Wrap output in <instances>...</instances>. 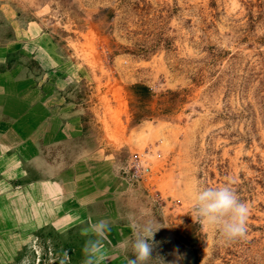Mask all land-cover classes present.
Listing matches in <instances>:
<instances>
[{
	"label": "rangeland",
	"instance_id": "obj_1",
	"mask_svg": "<svg viewBox=\"0 0 264 264\" xmlns=\"http://www.w3.org/2000/svg\"><path fill=\"white\" fill-rule=\"evenodd\" d=\"M6 18L47 35L86 145L96 141L81 151L132 186L120 204L137 231L160 223L153 259L264 264V0H0L3 36ZM137 162L149 168L141 178ZM225 184L250 208L246 238L227 243L191 202L196 187ZM78 235L47 238L73 244L62 264L87 263L91 243ZM52 246L29 264H58Z\"/></svg>",
	"mask_w": 264,
	"mask_h": 264
},
{
	"label": "crops",
	"instance_id": "obj_2",
	"mask_svg": "<svg viewBox=\"0 0 264 264\" xmlns=\"http://www.w3.org/2000/svg\"><path fill=\"white\" fill-rule=\"evenodd\" d=\"M7 22L5 36L0 23V264L39 260L40 245L55 247L51 235L74 234L91 243L86 264H128L132 253L120 245L136 224L120 201L132 186L83 152L96 141L86 145L83 112L47 35L32 23ZM100 221L108 225L102 236L94 227Z\"/></svg>",
	"mask_w": 264,
	"mask_h": 264
},
{
	"label": "clouds",
	"instance_id": "obj_3",
	"mask_svg": "<svg viewBox=\"0 0 264 264\" xmlns=\"http://www.w3.org/2000/svg\"><path fill=\"white\" fill-rule=\"evenodd\" d=\"M191 202L194 213L205 226L218 230L225 243L246 238L248 231L247 220L250 213L249 205L242 201L230 184L219 187H196L192 193ZM98 235H103L108 225L100 221L94 226ZM133 236L130 240L121 242V251L132 255L128 258V264H152L159 261L164 264L162 258L153 259V236L161 228L157 220H152L141 226L137 231L133 226ZM176 259L170 264H178L183 259L178 253H174Z\"/></svg>",
	"mask_w": 264,
	"mask_h": 264
},
{
	"label": "trees",
	"instance_id": "obj_4",
	"mask_svg": "<svg viewBox=\"0 0 264 264\" xmlns=\"http://www.w3.org/2000/svg\"><path fill=\"white\" fill-rule=\"evenodd\" d=\"M133 93L138 96V97H141V98H146L150 95V90L149 88H147L146 86H143V85H135L134 88H133ZM64 251H66L68 253L69 256H73L74 255V247H73V244H70V243H67L65 244V249H63ZM81 251H82V248L79 247L77 248L76 250V254H79L81 255Z\"/></svg>",
	"mask_w": 264,
	"mask_h": 264
},
{
	"label": "built area",
	"instance_id": "obj_5",
	"mask_svg": "<svg viewBox=\"0 0 264 264\" xmlns=\"http://www.w3.org/2000/svg\"><path fill=\"white\" fill-rule=\"evenodd\" d=\"M132 175L135 178H141L143 174H146L149 172V168H144L143 166H141V164L139 162H137L136 164H134L132 166Z\"/></svg>",
	"mask_w": 264,
	"mask_h": 264
}]
</instances>
